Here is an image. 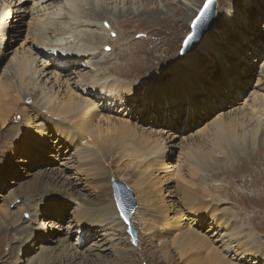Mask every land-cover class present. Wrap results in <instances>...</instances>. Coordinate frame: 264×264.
<instances>
[{
	"label": "rangeland",
	"instance_id": "374dc122",
	"mask_svg": "<svg viewBox=\"0 0 264 264\" xmlns=\"http://www.w3.org/2000/svg\"><path fill=\"white\" fill-rule=\"evenodd\" d=\"M169 1L171 2L165 3V6L163 3L156 0L154 2H149L147 0H134L133 2L124 5H120L119 3L110 5L109 3L97 1L98 7L104 8L108 13L111 12L114 14L118 10L122 9L125 12L129 11L142 13V17H147L152 21L153 18L158 19V15L161 17V14H154L152 16V12H150V10L158 7V10H162V14L165 15V18H162L164 16L163 15L161 18H159L160 20L165 19L164 21H166L169 18H174L177 20L174 22L169 19L168 26H163L159 22L157 24H155L156 22L146 24V22L143 21L144 18L141 20H134V22H130L128 24L122 22L118 25V22L117 24L111 23V21L114 20V17L110 14L108 20L99 22V25H103L108 31L105 34H103V31L100 33L113 41H119V43L106 46L104 48L103 56H109L103 60L101 58H97L96 64L98 68H102V73H106V77L114 76L115 78L123 80L124 82H137L139 84L138 87L134 86L135 95L133 96L139 100V102L137 101L136 103L138 105V111L141 110V105L143 104V101L140 99V97H138L140 95V91L144 94L164 95L166 101V99H168L170 96L172 97V95L167 93L168 89L165 88L166 86H172L174 84L176 85L175 79L179 83L186 81L190 86V89L192 88V95L194 97L200 96L199 93L201 86L193 85L192 81L189 79V77L192 76L196 77V73L199 72L192 71L191 68L188 67L180 70L178 69L180 67L186 66V62L184 63L181 60V57H184L182 54L183 44L186 37L191 33L192 25L195 19H197L201 13L207 0ZM254 2H257L258 5H255L256 3ZM28 5L31 6L32 4L30 3ZM191 6L197 7H195L194 10H189V7ZM224 8L225 10L223 11L222 9ZM221 12L223 16L229 12L236 13L235 17H232L235 22L233 27H228L225 25V23H222L218 20L219 14H221ZM237 17H239L240 20H238ZM243 18L246 19L247 22L249 21L248 24L244 23L245 27L243 23H240ZM30 22L31 19L29 16H27L23 22H8V26L17 25L14 28L8 27V42L6 47H4L5 55L2 56L0 54V91H3V95L0 100V107L2 106L1 108H8V112H3L5 115H8V122L5 126L2 125L3 122H0V142H2L4 145L5 142L10 141L13 135H16L18 138L20 137L22 139V141L17 144L16 140L13 145L10 143L11 146H9L8 154H6V151L0 150V164H2L4 160L10 159L0 167V218L2 216L1 211H6L7 207L10 208L11 213L13 212L11 221L14 222L16 226L22 227V231L27 236L29 235L28 239L26 238L27 242H25V244H20L16 242L17 237L14 236V229H3L1 232L2 227H0V264H30L32 259H34L33 261L37 263V261L44 258L42 255V249L45 250V254L50 253L54 255L55 253H58L62 244L61 240L67 241L68 244L76 243L79 245V243H82V240L78 239V237L81 238L80 233H78V230L80 231V229H78L77 226H73L71 230L68 228L70 227L71 220L75 219L73 215V209L77 203L70 205L67 211L63 214L62 221L61 219H55V217H53L55 214H52V218L51 215H45L42 218L41 211L43 209V204L48 200L58 199L60 196L45 197L41 199L43 201L39 200V202L37 200L31 199V194L27 193V187L33 182L35 177L42 172L48 171L53 174L60 175L62 181L71 183L74 182L77 184L78 189L82 194L88 195L90 197L99 193L103 188L106 189V191L110 190L111 199L114 202L118 216L120 218L122 217L120 216L117 209L115 199H113L114 194L111 179H121L126 182L128 187L134 192L137 201V207L132 214V222L138 231V238L136 243L132 241V238L128 233V226L122 219L126 228V232L121 234L120 237H115V239L121 241L123 245L129 244L133 248L139 250L137 253L144 255L142 257L143 260H151L145 262L147 264H170V261L168 262L165 260V254L160 251L158 242L156 243L157 239H155L152 235V233L157 231H164V226H160L161 229L158 230H153L151 228L149 229V227H146L144 230L147 229L149 231H146V236L144 233L145 231H143L144 221L138 218L139 215L141 218L147 219V215L144 213V210L148 206H152L150 207V211L156 216H159V214L155 213L154 211L158 207L160 210L159 213L168 219L166 222L169 221V223H167L171 226V228L169 227V229L166 230V234H170V238H174L176 236L178 237L181 232L179 227L182 226V231H195L199 233L200 236L207 239L208 246L203 243V239H189L186 241L183 245V250H180L183 255V260L179 258L181 253L177 254L178 252L176 251V253L174 252L176 254L174 264H188L187 262H190L189 264H226V261L223 262L218 256V253L220 252H222V255H224V249H221L220 246L217 245L215 240L212 239V235L215 234V236H217V232L222 231L223 228H225L223 230L227 231V224L228 226L230 225L229 227L235 226L233 232L243 231L242 236H245V234L251 232L249 239H255L260 245V248L264 251V214H259L261 211L264 212V194L261 192L264 187V168L262 169L260 167H254V170L260 171V176L256 179H251L250 184L260 187L250 190L246 189L247 186L242 181L231 183L229 180L230 176H232V173H236V170H233V166L237 165V159L235 158V160L232 159V162L228 163V160L225 159L224 155L220 154L219 152L215 153L214 157L219 160V165H216L218 169L216 168L212 174L211 172L206 174L209 177H207L205 182L202 183L204 186H201L195 181L194 178L190 176V167L185 162L187 146H191L192 149L197 152V154L210 150L212 146L209 143L208 137L214 129L218 119L231 116L233 117L241 109H247L249 112V110L254 108L255 102L253 97L263 93V89L261 87H264V0H217L216 23L214 28L210 30L205 36L207 37L210 35V33H212L209 37H207L206 40L207 42L214 43L215 35L220 32L222 33L223 29L231 32V35L225 34L226 37L223 38V48H225L224 52L226 56L225 63L226 65L227 63L231 65L234 62L229 60L231 48L228 44H226L228 40L227 38H234L238 35V32L249 35L248 40H244L246 43V48L241 50L242 52L240 53V57L237 60L238 64L244 65V67H240L237 70L240 72L241 78V83L239 84L240 91H236L237 89L233 87L226 91L224 84L220 82L221 73L219 68L221 67L220 64H222V62L219 60L220 54H215L212 52L210 54L211 56L208 57V54L203 55L200 53L196 58L191 57L194 53L198 52L197 50L200 48L199 47L196 51L185 55L186 57H190V65H193L195 60H198V62L204 66L205 75H203L204 77L202 78V81L205 82L204 85H209V87H206V90L210 89L212 92H214V88L217 87L216 84H220L218 87L222 88V90H219L220 92H215L214 96L211 99H208L206 109L204 108L202 111H197V114L193 120L194 122L189 129L188 127H186L185 130L183 129V126L185 127V119L183 116L187 108L186 106H188V104L183 100L176 103L180 105L179 107L175 108L172 106L163 108L168 110L169 113L174 110L177 111V113L179 112V117L173 120V124L171 123L172 125L161 120L166 115L162 113L163 109L160 110V108H154V110H160L159 112L162 113L160 114V119L157 121L153 120L147 114L144 116L146 119L143 117L138 118L131 114V111L121 110V106L115 107L116 109L112 111H103V115H100L98 119H96V123L102 124L104 126L108 125L107 121L109 120H113L115 124H117L116 120L122 121L123 123H131L132 125L135 124L134 126L154 133L155 136L151 137V142H156L157 138L164 133L163 138L165 137V143L169 146L168 156L163 157V160L161 161L162 164L160 163L161 166L158 171H152L151 178L145 177L144 179H142L138 173L135 175V177H132L134 175V171L145 169L130 165L131 160L134 158H132V156L124 157L121 152L126 151L125 148L118 150V152L117 150H112L111 148L110 150L108 149L110 152L108 150H103L102 162L107 167L113 166L112 169H106L108 172L104 170L103 172L102 167L100 169L99 167H96L93 158L89 157L82 162L79 161V159L87 157V154L91 153V151L98 150L95 143H93L97 141V139L93 137L86 138L84 134H81L82 138L79 139V141L76 139V141L74 140L76 143L73 141L72 135H69L68 133L64 134V137L61 135L62 139L60 142L71 146L73 151L69 154V156L67 155L66 157L58 154L60 146L56 147L54 144H51L50 140V136H55L52 126L49 124L51 121L48 118H44L42 120L41 116L38 115L40 111L39 109L42 105V100L40 99L42 97L41 93L48 92L49 90L53 93H66V86L64 83L58 82L54 76L49 75L37 83L39 85L34 87L33 92H38L39 95L37 97H33L32 95L25 98L22 96L16 100V94L18 93H15V91H13V89L8 86V83L16 85L19 83V80L13 75L7 79V74L11 66V61L16 53H19L20 57H22L24 53H35V39L33 38V34H30L29 32ZM236 25L238 28H234ZM50 33H52L51 29H49V34ZM88 38V36H85L87 41ZM145 40H147V42ZM92 41L94 43L95 40ZM140 41H143L146 44L143 47L141 45L135 46V50H152V61L143 62L141 59H136L133 61V64L135 63L137 68L133 69L132 72H129L131 68L127 69L125 62L120 61L118 56L123 54L125 50L124 45L126 43H135ZM103 43H105V40H103ZM101 45L102 44L98 46ZM250 51H254L256 54L253 52V55L249 57L248 55ZM256 61H258V63H256ZM80 63H83L81 66L85 65L84 61L81 59L79 60L78 64ZM41 64L42 63H40V65ZM230 65L229 67H232ZM81 66L77 72L82 70L88 73L93 68V66L88 68L86 66ZM175 70H178V72L174 73ZM224 77L226 76L224 75ZM238 83L239 82H237V84ZM174 88L179 90L178 87ZM184 89L185 90L183 92H187L189 87ZM172 90L177 92L175 89ZM123 94H127L126 89L122 91V95ZM202 94L206 93L202 92ZM224 94H226L225 97H223ZM100 99L103 100L104 98L100 97ZM193 100L194 102H198L197 100L199 99L194 98ZM126 104L128 105V100ZM163 105L160 106L162 107ZM109 109L111 110V107H109ZM24 115L29 119H31V116H33L34 120L31 119L30 121L33 125L34 132L40 137V140L36 138L25 145L23 144L24 134H26V127H23L24 123L26 122ZM44 124H46V126ZM7 130H15L16 132H11L8 138L4 140L1 138V135L7 133ZM43 134H47L49 136H45V139H42L41 137ZM78 143H81L82 147H87L88 151H81L79 146L77 147L74 145ZM62 146L65 148L64 145ZM81 153H83V155ZM263 154L260 160L262 167H264ZM80 162H84V169L82 166L81 170L84 171V173H80L77 168V166L81 164ZM230 168L233 170L232 172ZM99 170L101 176L104 173H107L108 176L103 180L102 183H94L95 180L92 177L94 174L97 175ZM85 174H88L90 177L89 180H87L86 176H84ZM210 174L212 176H210ZM141 184H143L146 193L141 190ZM252 197H255L259 202L256 201L255 205L250 204L251 202L249 200L253 199ZM145 198L150 199L148 200V204L150 205L146 203ZM154 198L158 199L159 205L155 204ZM6 201H8L9 204H6ZM107 203H109V201H107ZM195 203L204 204L205 206L209 207V210L207 211L206 209L204 211L205 213L203 212V216H198V214L194 213V211H187ZM19 204H22L23 206L21 205L22 207L19 208V206H17ZM79 204L80 203H78V205ZM215 210L218 213V219L213 221L211 217ZM225 217L227 220L232 219V217H235L236 219H232V223H228V221L221 220V218L225 219ZM152 218L153 217H150V219ZM162 218L161 221L164 222ZM2 220L3 219H0V223ZM223 222H226V224L222 226L221 224ZM190 226L199 231L194 230ZM32 227H37L40 229V231H42V233L43 230H45V227L50 229L43 233V235L46 236L44 238L50 240L49 244H42L44 246L40 245L38 248V236L35 237L34 233L32 232ZM92 229L94 230L96 228ZM104 232L105 231L100 233V238H98L97 241H94L93 239V241L86 240V243L81 244V247H79V250L82 251L81 254L87 253V255L90 256L87 258L83 257V261L90 260L91 262H89V264L92 262L95 263L96 261L97 262L95 264H107L114 262V252L106 251L107 255H103L104 257L101 256L99 259L95 256H93L95 258L91 257L92 255L87 252L96 242L100 244L104 242ZM222 233L220 232L219 234ZM224 235L227 236L228 234ZM126 236L129 237L128 243L124 241ZM150 239H153L152 244ZM110 246V243H107L106 247L110 248ZM25 248L29 251H26ZM10 249L15 250V252L10 255L11 258H5V253H7V251ZM237 249L239 248L237 247ZM152 250L153 252H151ZM141 251H149V254L142 253ZM230 254L235 255V253ZM224 256L226 257L228 264H241L232 260L229 253L225 254ZM249 258L252 261L260 260L256 255H251ZM249 258H243V264H249L245 263ZM99 260H103V262L105 260L108 262L103 263L102 261L99 262ZM83 261L81 262L79 260L76 261V263L78 262L79 264H82Z\"/></svg>",
	"mask_w": 264,
	"mask_h": 264
},
{
	"label": "bare ground",
	"instance_id": "6f19581e",
	"mask_svg": "<svg viewBox=\"0 0 264 264\" xmlns=\"http://www.w3.org/2000/svg\"><path fill=\"white\" fill-rule=\"evenodd\" d=\"M97 1L109 3L110 5H114L117 3H119L120 5H124L129 4L134 0H0V54L2 56L5 55L4 47H6V44L8 42V27L14 28L17 25L16 24L14 26H8V22H23L27 16H29L31 19L29 25V32L30 34H33L36 48L35 53H24L22 57H20L19 53H16V55H14L11 61V66L8 70L7 79L10 78L11 75H13L18 78L19 83L16 85H13L12 83L8 82L7 83L8 86L11 87L13 91H15V93H18L16 94L17 100V98H21L22 96L25 98L32 95L33 97H37L39 95L38 92L33 93L34 87H36V85H39L37 83L40 82L42 79L48 77L49 75L54 76L55 79L58 80V82L64 83V85L66 86V93H53L50 90L48 92L41 93L42 97L40 99L42 100V105L39 109L40 111L38 115L41 116L42 120L44 118H48L51 121L49 124L52 126L53 133L55 134V136H50V140L51 144H54L56 147L60 146L58 154L63 155V157H66L67 155L69 156V154L73 151V149H71V146L60 142V140L62 139L61 135L64 137V134L69 133V135H72L73 141L75 139L79 141V139L82 138L81 134H84L86 138L93 137L97 139V141L93 143H95L98 150H93L89 154L86 153L88 156L86 155L87 157H83L81 159L78 158L79 161L82 162L89 157L93 158L96 167H99V169L102 167V171L104 170L108 172L106 169H112L113 166L107 167L102 162L103 150H110L111 148L112 150H117L118 152V150H122L125 148L126 151L121 152L124 157L132 156V158H134L133 160H131L130 165L145 169L134 171V175L132 177H135V175L138 173L140 174V177L142 179H144L145 177L151 178L152 171L159 170L162 164L161 161L163 160V157L168 156L169 153V146L165 143V137L163 138L164 133L161 136L159 135L160 137L157 138L156 142H151V137L155 136L154 133L148 132L144 129H141L140 127L134 126L135 124L132 125L131 123L127 122L123 123L119 120H116L117 124H115L113 120H109L107 121L108 125L104 126L102 124L96 123V119H98L100 115H103V111H111L109 107H117L116 105H120L121 110L131 111V114L135 115L138 118H144V116L147 114L153 120L157 121L160 119V114L163 113L166 116L161 120L163 122L173 124V120L179 117V112L177 113V111L174 110L169 113L168 110L163 108L172 106L175 108L179 107L180 105L176 103L183 100L188 104V106H186L187 108L183 116V118L185 119V127L183 126V129L185 130L186 127H188L189 129L193 124V120L197 114V111H202L204 110V108L206 109L208 99H211L214 96L215 92L222 90V88L218 87L220 84H216L217 87L214 88V92H212L210 89L206 90V87H209V85H204L205 82L202 81V78L204 77L203 75H205L204 66L200 62H198V60H195L193 65H190V57H186L184 55V57H181V60L184 63L186 62V66L180 67L178 70L188 67L191 68L192 71L199 72L196 73V77L192 76L189 77V79L192 81L193 85L201 86V90L199 93L200 96L194 97L192 95V88L190 89V86L187 84L186 81L179 83L175 79L177 86L174 84L172 86H166L165 88L168 89L167 93L172 95V97L170 96L168 99H166V101L164 95L144 94L140 91V95L138 97H140V99L143 101V104L141 105V110L139 109L140 111H138V105L136 103L137 101L139 102V100H137V98L133 96L135 95L134 86L138 87L139 84L137 82H124L123 80L117 79L114 76L106 77V73H102V68H98L96 64L97 58H101L103 60L109 56H103L104 48L106 46H109L110 44L114 45L119 43V41H113L103 35L108 31L103 25H99V22H104L105 20H108L109 15L111 14L114 17V20L111 21L112 24H117V22L118 25L122 22L128 24L130 22H134V20H141L142 18H144L143 21H145L146 24H150L151 22H156L155 24H157L159 22L163 26H168L169 19L171 18L166 21H164L165 19L160 20L159 18H161L164 14H162V10H158V7L150 10V12H152V16L154 14H161V17L160 15H158L159 18H153L152 21L149 20L147 17H142V13H135L129 11L125 12L122 9L118 10L114 14L111 12L108 13L104 8L98 7ZM147 1L154 2L155 0ZM156 1L163 3L164 6L165 3L171 2L169 0ZM30 3L32 4L31 6L28 5ZM254 3H256L255 5H258L257 2ZM195 7L191 6L189 7V10H194ZM222 10L224 11L225 8ZM201 14L202 11L199 15ZM235 15L236 13L229 12L228 14L223 16L221 12V14H219L218 20L222 23H225V25L228 27H233L235 22L232 17H235ZM162 18H165V15ZM237 19L240 20L239 17H237ZM171 21L175 22L177 20L173 18L171 19ZM240 23L248 24L249 21L247 22L246 19L243 18ZM234 28H238V26L236 25ZM49 29L52 30V33L50 34ZM102 31L104 32L103 34L100 33ZM211 34L212 33H210V35ZM225 34L231 35V32L226 29H223L222 33L220 32L215 35L214 43L207 42L206 39L210 35L205 37L204 41L201 43V49L199 48L197 50L198 52L194 53L191 57L196 58L198 57L197 55H199L200 53L203 55L208 54V57L211 56L210 54L212 52H214L215 54H220L219 60L222 62V64H220L221 67L219 68V71L221 73L220 82L224 84L226 91L229 90L231 87L237 89L236 91H240L239 84L241 83V78L240 72H238L237 70L240 67H244V65L238 64L237 60L240 57V53L242 52L241 50H244L246 48V43L244 42V40H248L249 35L246 33L238 32V35L234 38L232 37L227 38L228 40L226 39V44H228L231 48L229 60H232V62H234L231 65L227 63V66L225 63V48H223V38L226 37ZM85 36L89 37L88 41L85 39ZM92 40H95L94 43ZM103 40H105V43H103ZM145 41L147 42V40ZM100 44L102 45L98 46ZM145 44V42L140 41L135 43L129 42L124 45L125 50L123 54H120L118 56V59L122 62H125L127 69L131 68L129 72H132L133 69L137 68L135 63L133 64V61L136 59H141V61L143 62L152 61V50H135V46L141 45L143 47ZM253 52L254 51H250L248 56L251 57L253 55ZM80 59L84 61V67L86 66L88 68L93 66V68L88 73L82 70H79L77 72V70L83 64H78ZM40 63L42 64L40 65ZM256 63H258V61H256ZM229 65L232 67H229ZM178 70H175L174 73L178 72ZM224 75L226 77H224ZM237 82L239 83L237 84ZM174 87H178L179 90H176L177 88ZM186 87H189L188 91L183 92L185 90L184 88ZM261 88L263 89V93L253 97L255 102L254 108L249 110V112L247 111V109H241L233 117L231 116L218 119L214 129L208 137L209 143L212 146L210 150H207L204 153L200 152L197 154V152L192 149L191 146H187L185 162L190 167V176L194 178L195 181L198 182L201 186H204L202 183L205 182V179L207 177H209L206 174L210 172L212 174V172L217 168L216 165H219V160L214 157L215 153L219 152L220 154L224 155L225 159L228 160V163L232 162L231 160L234 158L237 159V165L233 166V170H236V173H232V176L229 175V180L231 181V183L242 181L247 186L246 189L250 190H254L253 188L257 189L260 187L252 185L250 184V182L251 179H256L260 176V171L254 170V167H260L262 169L264 168L261 166L260 163L262 154L264 153V87ZM124 89H126L127 94H123V97L124 99L128 100V105L126 104V102H123L122 91ZM172 89H175V91L177 92H174ZM202 92L206 94H202ZM2 93L3 91L1 90L0 100L3 95ZM225 95L226 94H224L223 97H225ZM100 97H103L104 99L101 100ZM194 98L199 99L197 100L198 102H194ZM160 105L163 106L161 107ZM1 107L0 122H3L2 125L5 126L8 122V115H5L3 112H8V108ZM154 108H160V110L163 109L162 113L159 112L160 110H154ZM31 119L34 120L33 116H31ZM31 119L25 116L26 122L23 125V127H26V131L24 130L26 133L24 134V145L26 143H29L33 139L35 140L36 138H40L39 135L34 132L33 125L30 121ZM44 125L46 126V124ZM14 131L15 130H7V133L1 135V138L6 140L10 133H13ZM45 136L48 137L49 135L43 134L41 138L45 139ZM15 140L16 144L22 141L20 137L18 138V136L13 135L10 141L5 142L4 145L2 144V142H0V150L6 151V154H8L9 146H11V144L13 145ZM62 145H64L65 148ZM78 146L81 148V151H88L87 147L81 146V143H78L77 147ZM81 154L83 155V153ZM9 160L10 159L4 160L2 164H5ZM2 164H0V167L2 166ZM82 166L84 169V162L77 166L80 173H84V171H81ZM230 170L231 172L233 171L231 168ZM211 174L210 176H212ZM84 176H86L87 180L90 179L88 174H85ZM107 176V173H104L101 176L99 170L98 174H94L92 178L95 180L94 183H102ZM140 188H142L141 190L145 192L143 184H141ZM27 189V193H30L32 196L31 199L37 201L45 197L60 196L58 197V199L48 200L43 204V209L41 211L42 218L45 215H51L52 218V214H55L53 215V217H55V219L57 220L61 219L62 221L63 214L67 211L70 205H74V203H77L75 208L73 209V215L75 219L71 220L70 227L68 228L69 230H71L73 226H77L78 229L81 230L80 235L82 237H78V239L82 240V243H79V245L76 243L68 244L67 241L61 240L62 244L60 246V250L54 255L50 253L45 254V250L42 249V255L44 256V258L37 261V263H35L33 261L34 259H32L30 264H79L78 262L76 263V261L80 260L82 262L83 257H90L87 255V253L81 254L82 251L79 250L81 244L86 243V240L91 241L93 239L94 241H97L98 238H100V233L103 231H105L104 242L102 244L96 242L87 251L89 254L92 255L91 257L95 256L99 259L101 256L107 255L106 251H111L114 252V262L107 263L108 261L104 260V262L107 264H147L145 262L151 261L143 260L142 257L144 255L137 253V251L139 250L133 248L129 244L123 245L121 241L115 239V237H120L121 234H124V232H126V228L124 225L125 220L118 208L117 201L114 197L113 199H115L117 209L122 218L118 216L114 202L111 199L110 190L106 191V189L103 188L100 190L99 193L90 197L88 195L82 194L78 189L77 184H75L74 182L71 183L67 181H62L60 175L53 174L49 171L42 172L38 176H36L33 182L30 183V185L27 187ZM261 192H263L264 194V187ZM113 194H115L114 189ZM252 198L253 199L249 200L251 202L250 204L255 205V202L258 200L255 197ZM148 200L150 199L145 198L147 204ZM107 201H109V203H107ZM154 201L155 204L159 205L158 199L154 198ZM78 203L80 204L78 205ZM6 204H9V202L6 201ZM21 205L22 204H19L17 206L21 208L23 206ZM150 207L152 206H148L144 210V213L147 215V219L141 218L139 215L138 218L144 221L143 231H145V234L146 231H148L147 229L144 230L146 227H149V229L151 228L153 230H158L161 229L160 226H164V231H154L155 233H152V235L155 239H157L156 243L158 242V247L160 251L165 254V260H167L168 262L170 261V264L175 263L176 251L178 252L177 254L181 253L180 250H183L184 243L189 239H203V243L208 246L206 238H203L199 235V233L195 231H182V226L179 227V229H181L180 235L178 237L176 236L174 238H170V234H166V230L169 229V227L171 228V226L168 225L169 221H167L168 223L166 222V220L168 219L165 218L164 215L159 213L160 210L158 209V207L154 211L155 213L159 214V216L157 215L158 217L150 211ZM206 209L208 211L209 207L201 203H195L187 211H194V213H197L198 216H203V212ZM1 212L2 216L0 219H3L0 223V227H2L1 232L3 231V229H14V236L17 237L16 242L20 244H25L29 235L27 236L22 231V227L16 226V224L11 221V217H13V212L11 213L10 208L8 207L6 211L3 210ZM259 214H264V212L261 211ZM217 216L218 213L215 210L211 219L214 221L215 219H218ZM150 217L153 218L150 219ZM161 218L164 222L161 221ZM122 219L124 220V222ZM232 219L236 218L232 217ZM232 219L227 220L226 217L225 219L221 218L222 221H228V223H232ZM225 224L226 222H223L221 225L223 226ZM229 226L227 224V231L223 230L225 228L220 231L221 233L224 231L222 234H219L220 232L218 231L217 236H215V234L212 235V239L215 240L217 245H219L221 249H224V255L229 253L232 260L237 261L241 264H243V258H249V256L251 255H256L258 259H260L259 261H252L249 258L245 263L264 264V251L260 248V245L255 239H249V235L251 232L245 234V236H242L243 231L233 232L235 226ZM47 227H45L43 233L50 230L47 229ZM92 228H96L94 229L95 231ZM32 229V232L34 233L35 237L38 236V248L42 244H49L50 240L44 238L46 236L43 235L40 229H38L37 227H32ZM224 234L228 235L225 236ZM152 240L153 239H150L151 244ZM124 241L128 243L129 237L126 236ZM107 243H110V248L106 247ZM237 247L239 249H237ZM14 252L15 250H8L7 253H5L4 255L5 258H11L10 255ZM141 252L149 254V251ZM151 252H153V250ZM230 253H235V255H232ZM224 255H222V252L218 253V256L222 259V261H226L225 263L228 264V261L226 260V257ZM179 258H183L182 253L180 254ZM100 261L103 262V260H99V262ZM89 262L91 261L86 260L83 261L82 264H89ZM95 263L92 262L91 264ZM187 263L189 264L190 262Z\"/></svg>",
	"mask_w": 264,
	"mask_h": 264
},
{
	"label": "water",
	"instance_id": "95a60500",
	"mask_svg": "<svg viewBox=\"0 0 264 264\" xmlns=\"http://www.w3.org/2000/svg\"><path fill=\"white\" fill-rule=\"evenodd\" d=\"M216 9L217 0H212L210 4L208 0L206 1L202 14L195 19L191 33L184 41L182 50L183 55H188L196 51L208 32L214 28L216 22ZM111 182L115 191L114 197L117 201L118 208L129 227L128 233L132 241L136 243L138 231L132 222V214L137 207L135 194L123 180L112 178Z\"/></svg>",
	"mask_w": 264,
	"mask_h": 264
},
{
	"label": "snow or ice",
	"instance_id": "6c2138e0",
	"mask_svg": "<svg viewBox=\"0 0 264 264\" xmlns=\"http://www.w3.org/2000/svg\"><path fill=\"white\" fill-rule=\"evenodd\" d=\"M212 2V0H208V3L210 4Z\"/></svg>",
	"mask_w": 264,
	"mask_h": 264
}]
</instances>
